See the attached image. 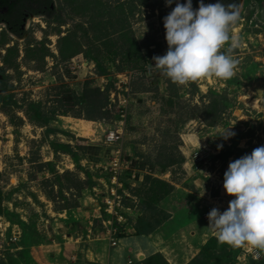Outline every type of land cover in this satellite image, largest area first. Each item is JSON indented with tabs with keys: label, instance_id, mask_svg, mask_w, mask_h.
<instances>
[{
	"label": "rangeland",
	"instance_id": "rangeland-1",
	"mask_svg": "<svg viewBox=\"0 0 264 264\" xmlns=\"http://www.w3.org/2000/svg\"><path fill=\"white\" fill-rule=\"evenodd\" d=\"M54 2L22 35L0 26V264H58L53 245L65 259L85 250L92 257L86 245L109 250L120 231L141 239V264H166L153 254L162 244L194 259L216 238L208 213L235 198L223 188L229 164L264 145V0L240 3L234 76L187 85L153 68V57L167 52L163 18L176 0ZM124 94V137L108 145L105 130L123 113ZM68 118L96 122L94 133L70 129ZM226 129L235 133L227 140L219 136ZM118 150L133 161L121 186L110 165ZM161 181L175 190L158 202ZM113 188L120 199L110 213ZM164 226L176 232L167 237ZM147 237L154 248L143 247ZM245 251L214 242L187 264H264V252L255 260Z\"/></svg>",
	"mask_w": 264,
	"mask_h": 264
},
{
	"label": "clouds",
	"instance_id": "clouds-1",
	"mask_svg": "<svg viewBox=\"0 0 264 264\" xmlns=\"http://www.w3.org/2000/svg\"><path fill=\"white\" fill-rule=\"evenodd\" d=\"M172 3L166 0V6ZM240 6L200 0L194 10L192 0H176L174 9L163 18L167 52L153 57V68L177 85L202 78L231 79L238 60L230 53L240 47L231 30L240 18ZM226 44L228 54L221 51ZM234 135L226 129L219 136L227 140ZM223 180L226 194L235 198L222 213L217 208L208 213V228L220 244L264 252V145L231 162Z\"/></svg>",
	"mask_w": 264,
	"mask_h": 264
},
{
	"label": "crops",
	"instance_id": "crops-1",
	"mask_svg": "<svg viewBox=\"0 0 264 264\" xmlns=\"http://www.w3.org/2000/svg\"><path fill=\"white\" fill-rule=\"evenodd\" d=\"M160 230L167 237L171 236L172 234H174V232H176V230L174 231L173 228L169 226H164ZM156 233L152 234V236H155ZM138 238L139 237L137 236H126V237L118 238V243L116 245L113 244L112 248H110L109 250H106V247L103 246V244H101V247H98L95 245L93 246L89 244V248H87L88 245H86V249H92L91 251L93 253V256L90 257L87 250H85L86 251L85 256H83L82 253H80L79 251L77 252V254H75L76 257L73 261L69 259H65L66 257L64 256L63 249L62 248L57 249L56 245H53V248H54L53 252H60L59 257L60 255L62 256L58 264H86V263L87 264L88 263H92V264H141L140 262H143L141 260L144 259V256L143 254H141V252H139V248L136 244V242H140L141 240ZM140 238H142V236ZM147 238L149 241L143 247H147L149 249L154 248V246H156L155 245L156 242H153L152 241L153 239L151 240L152 241L151 242L150 237H147ZM198 240L199 239H195L194 242L192 241L193 245L197 244L196 241ZM156 253H161L167 260L168 264H187L194 257L192 256V258H190L189 260L184 261L183 256H181L178 253H174L169 244H166V245L162 244V247L154 251L153 254H156Z\"/></svg>",
	"mask_w": 264,
	"mask_h": 264
},
{
	"label": "flooded vegetation",
	"instance_id": "flooded-vegetation-1",
	"mask_svg": "<svg viewBox=\"0 0 264 264\" xmlns=\"http://www.w3.org/2000/svg\"><path fill=\"white\" fill-rule=\"evenodd\" d=\"M217 2L227 6L245 0H211V4ZM52 11H55L54 0H0V26L13 36L22 35L33 17H47ZM5 29L0 28V31Z\"/></svg>",
	"mask_w": 264,
	"mask_h": 264
},
{
	"label": "built area",
	"instance_id": "built-area-1",
	"mask_svg": "<svg viewBox=\"0 0 264 264\" xmlns=\"http://www.w3.org/2000/svg\"><path fill=\"white\" fill-rule=\"evenodd\" d=\"M124 76L126 77V80H129V76L127 73L124 74ZM124 100L120 99V103H122L121 107L123 108L121 111L123 112L122 114H120V118L119 119H115V128H111L109 127V129L105 130V136H106V142L108 143V145H115V144H119L122 142L123 137H124V132H125V128H126V115H125V110L124 108H126L127 103L129 102V95L124 94ZM112 102H115V93H113L112 98H111ZM118 156L114 159V161H112L111 165V172H113V182L116 183L117 185L121 186V172L123 169H130L131 164L133 163L132 160H125L123 159V157L121 156V150L117 151ZM108 169V167H107ZM132 174H133V179L137 178V173L135 170H132ZM113 195L115 197V199H106V202L109 204L106 210L109 211L110 213L112 212H117L116 211V206L119 204L118 201L120 199V196L117 195V192L115 191V188L112 189ZM118 200V201H117ZM121 220V219H120ZM17 237H15V239L13 238V240H16ZM118 243V238H113V244L116 245ZM245 258L248 256H251L253 259L255 260H259L260 258H262V253L259 252V254H257L256 251H253L251 249H246L245 253Z\"/></svg>",
	"mask_w": 264,
	"mask_h": 264
},
{
	"label": "trees",
	"instance_id": "trees-1",
	"mask_svg": "<svg viewBox=\"0 0 264 264\" xmlns=\"http://www.w3.org/2000/svg\"><path fill=\"white\" fill-rule=\"evenodd\" d=\"M160 183L163 186H160V187L157 186L156 189H154L155 194H156L155 195V197H156L155 199H157L158 202L160 200H162L163 198H165L166 196H168L170 193H172L175 190L174 185H171L170 183H168L166 181H161ZM150 233H152V232H150ZM142 234H145V233H141V232L138 233V235H142ZM116 236H117V238H122V237H126L128 235H126V234H124L123 232L120 231L119 233L116 234ZM214 242H218L216 238H213V239L209 240L203 246L202 251L200 252V254L197 257H195L194 259H192L191 263H195V262L197 263L198 258H200L205 251L210 250V248L212 246H214ZM238 254H239V252H237L235 256H237ZM157 255H159V256H161V257H163L165 259V257L161 253L154 254V256H157ZM165 261L167 262L166 259H165ZM166 264H168V262Z\"/></svg>",
	"mask_w": 264,
	"mask_h": 264
},
{
	"label": "bare ground",
	"instance_id": "bare-ground-1",
	"mask_svg": "<svg viewBox=\"0 0 264 264\" xmlns=\"http://www.w3.org/2000/svg\"><path fill=\"white\" fill-rule=\"evenodd\" d=\"M95 123L93 121H88L85 119L74 120L68 118V127L86 137L94 133L93 126Z\"/></svg>",
	"mask_w": 264,
	"mask_h": 264
}]
</instances>
